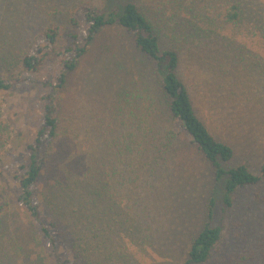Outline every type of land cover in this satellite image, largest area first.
I'll use <instances>...</instances> for the list:
<instances>
[{
	"label": "rangeland",
	"instance_id": "obj_1",
	"mask_svg": "<svg viewBox=\"0 0 264 264\" xmlns=\"http://www.w3.org/2000/svg\"><path fill=\"white\" fill-rule=\"evenodd\" d=\"M166 1L155 5L156 17L161 13L172 24L167 16L177 1ZM180 1L182 6L185 0ZM241 1L248 18L240 27L213 32L191 24L173 34L165 27L160 50L177 52L176 73L197 116L232 148L233 158L223 167L245 164L259 175L264 0ZM186 2L188 10L191 0ZM147 4H139L144 13ZM104 5L105 0H0V77L11 83L9 91H0V264H57L39 223L18 200V179L41 127L47 103L43 84L58 69L50 64L33 75L22 60L48 29L58 30L57 47L64 46L76 11ZM201 5L186 13L199 18ZM204 7L211 10L209 3ZM146 84L160 102L154 108L159 115L148 114ZM166 100L155 64L117 26L103 28L63 89L54 93L57 131L42 154L36 202L43 224L57 226L52 233L55 241L62 240L56 251L64 264H183L207 222L211 199L212 225L221 228V239L208 264L264 255V185L239 190L231 207L223 208L224 181L215 182L204 156L170 118ZM166 130L172 143L163 148Z\"/></svg>",
	"mask_w": 264,
	"mask_h": 264
},
{
	"label": "trees",
	"instance_id": "obj_2",
	"mask_svg": "<svg viewBox=\"0 0 264 264\" xmlns=\"http://www.w3.org/2000/svg\"><path fill=\"white\" fill-rule=\"evenodd\" d=\"M173 1H177L176 6L170 8L169 13L171 15L167 16L172 20V24L164 20L165 17L163 18L161 13L160 17H156L158 12L155 5L161 2L168 3L166 0H105V5L100 9L89 6L80 7L70 20L71 30L66 35L67 43L64 46L57 47L58 30L56 28L48 29L41 36L40 43L31 45L22 60L23 69L33 75L42 73L50 64H54L58 69V73L51 78L52 81L43 84L47 88L45 98H43L47 103L44 106L41 127L37 132L34 144L30 147L29 164L25 173L18 179V189L20 190L18 200L31 218L39 223L42 238L47 240L51 246L53 258L57 264H64L56 251L57 245L62 243V240L55 241L52 231L57 230V226L53 222H50L47 227L43 224L42 210L36 202L39 196L36 188L37 181L44 164L42 154L56 136L57 131L53 105L54 93L63 89L68 74L76 69L79 60L86 54L93 40L105 27L117 26L131 35L136 49L155 64L156 72L161 78L162 92L167 99L165 108L170 118H173L180 125L190 144L204 156L212 168L215 182L224 181L221 196L223 208L231 207L234 195L239 190L264 185V165L261 167L259 175L252 174L245 164L230 168L223 167L233 158L232 148L216 139L197 116L188 90L176 73L178 67L177 52L175 50L161 52L160 50V29H172L173 34L176 28L189 27L191 24L193 29H209L213 32L218 29L240 27L248 18L244 4L241 0H218L216 3L220 2L219 7L216 8L213 6L216 4L215 1L191 0L190 9L187 10L186 8L188 13L193 10L192 6L197 7L202 4L201 8L199 7L202 11L196 13L200 15L197 18L193 12L189 16L183 9L187 3L186 0H182V2L184 1L182 6L180 0ZM256 1L253 0L257 3ZM144 2L149 4L147 13H144L139 5L144 4ZM208 3L211 10L204 7ZM147 14L153 16L157 24L153 23ZM194 20L203 23L205 28L197 27ZM10 89L11 83L0 77V91L6 92ZM142 92L146 99L148 114L150 116L154 113L159 115L154 109L157 99L154 98L151 84H146ZM157 102L160 105L159 100ZM148 133L151 134L150 131ZM171 135L168 130L165 131L166 141L160 147L166 148L171 145ZM153 138L154 134L151 136V139ZM214 201V199L209 201L207 222L192 239L187 258L183 264H208L213 253L217 250L221 239V228L212 225ZM2 207L1 204L0 218ZM250 260L253 264H264V255L260 259L256 256L251 258L239 256L234 262H230V258H228L226 264H245Z\"/></svg>",
	"mask_w": 264,
	"mask_h": 264
}]
</instances>
